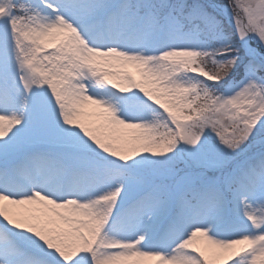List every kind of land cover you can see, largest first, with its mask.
<instances>
[{
    "label": "snow or ice",
    "instance_id": "obj_1",
    "mask_svg": "<svg viewBox=\"0 0 264 264\" xmlns=\"http://www.w3.org/2000/svg\"><path fill=\"white\" fill-rule=\"evenodd\" d=\"M0 264H264V0H0Z\"/></svg>",
    "mask_w": 264,
    "mask_h": 264
}]
</instances>
